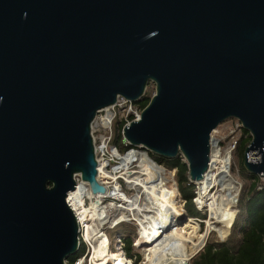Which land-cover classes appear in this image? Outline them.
<instances>
[{"label":"water","instance_id":"95a60500","mask_svg":"<svg viewBox=\"0 0 264 264\" xmlns=\"http://www.w3.org/2000/svg\"><path fill=\"white\" fill-rule=\"evenodd\" d=\"M149 84L129 146L182 157L194 184L235 119L251 137L243 167L264 179V0H0V264L78 253L66 197L78 178L105 195L91 124Z\"/></svg>","mask_w":264,"mask_h":264},{"label":"bare ground","instance_id":"6f19581e","mask_svg":"<svg viewBox=\"0 0 264 264\" xmlns=\"http://www.w3.org/2000/svg\"><path fill=\"white\" fill-rule=\"evenodd\" d=\"M214 144L210 154L208 171L200 181L194 183L198 188L196 201L200 205L207 204L210 212L207 226L213 227V224H221L222 227L216 230L219 236L224 238L234 214L230 211L220 215L221 195L216 196V193L210 195V192L215 187H220V194L222 190L230 192L234 190L235 184L229 178L230 159L227 155H222ZM122 163L126 182L137 186L140 194L144 195L145 198L141 201L142 209L138 207L137 196L128 199L126 194L121 196L115 195V193L110 194L114 199L121 201V205L110 204L120 216L118 220H112L111 224L128 221V218L123 216L124 212H128L133 217L136 226H139L138 236L142 232L150 239L147 234L150 229L159 231L157 232L158 236L151 242L152 245L148 246V250L145 251V260L148 264L188 263L193 253L194 242L198 240V249H200L205 236L199 235L196 227L187 229L185 235L175 232L169 233L170 229L177 228L174 222V212L180 207L181 201L177 197L175 188L168 189L163 185L166 172L160 165L150 160L145 153L139 151L128 153L123 158ZM133 163H137L138 171L136 172L128 171V167ZM100 197L101 195L92 197L87 185L80 182L74 191L69 193L68 201L82 223L84 240L92 245V264H121L120 255L118 253L111 254L108 250V243L105 241L106 236L100 234V228L108 217L107 210L100 208V202L97 200ZM83 198L92 200L89 208L84 205ZM180 217L181 213L179 212L177 222H179ZM140 238L142 243L147 246L141 236Z\"/></svg>","mask_w":264,"mask_h":264},{"label":"trees","instance_id":"16d2710c","mask_svg":"<svg viewBox=\"0 0 264 264\" xmlns=\"http://www.w3.org/2000/svg\"><path fill=\"white\" fill-rule=\"evenodd\" d=\"M149 101L150 97L144 95L136 104L141 109H144ZM231 120L236 122L235 119ZM120 128L121 126H118L114 140L118 145L121 142V135L118 131ZM250 142L249 133L241 128V136L236 142L234 157L237 160L238 172L243 184L236 204V216L229 234L224 240L219 241L215 237L214 232H210L204 246L190 260V264H264V180L248 173L243 167L245 149ZM131 148L129 145L126 147L121 146L122 151H127ZM147 155L156 164L163 166L169 171H175L174 180L178 191L177 197L179 194L183 200L184 212H186L188 218L203 219L204 216L195 208V203L193 204L195 186L189 180L188 168L183 158L165 159L150 152ZM181 206L182 203L174 217L176 223H178L177 216ZM183 216L181 211L182 219ZM126 226L129 227L130 225L122 222L117 224L114 230H106V232L108 238H115V235L121 237L125 243V255L128 258H132L130 245L132 237L136 235L137 226L133 224L129 227L130 229L125 228ZM83 253V245H80L78 253L69 257L67 264H73L74 260Z\"/></svg>","mask_w":264,"mask_h":264},{"label":"built area","instance_id":"2783aa9c","mask_svg":"<svg viewBox=\"0 0 264 264\" xmlns=\"http://www.w3.org/2000/svg\"><path fill=\"white\" fill-rule=\"evenodd\" d=\"M142 110L143 109H141L138 104L132 103L131 101H128L122 97H118L114 105H111L99 111L91 124V137H92V142L94 146L95 160L97 163L96 179H97V182L105 188V195H101V197L97 200L100 202V208L106 209L108 212V217L106 221L102 224V226L106 225L108 221L111 222L112 219L118 220V218L120 217L118 216V214L114 215L112 214V212H109V210L112 211L115 209L114 207H111L110 204H115L116 206L121 203L119 199H114V197H112L110 194L115 193V195H118V196L127 194V191H125V186L130 185L125 180V176H124L125 170L123 169V166H122L123 158L132 151H139V152L145 153L138 148H131L127 151L121 150V146L123 147L128 146V143L123 138L124 127L129 126V124L132 122L139 121ZM235 123H236L235 128L230 130V134H229L230 140L228 141V144L226 145L225 151L221 153L222 155H227L229 159H230V154L233 153L235 150L236 142L238 140L237 132L241 131L240 123L238 121H236ZM118 126L119 127L121 126L120 130H118L121 135L120 145L114 142L115 132H117L116 130L118 129ZM213 144L221 152V148L218 144V141L215 140L214 137L211 135V144H210L211 150L213 148ZM133 164L136 165V169L138 170L137 163H133ZM133 164H130V166ZM129 167H128V171H130ZM161 167L163 168L165 172H169L163 166ZM137 170L135 171L131 170L130 172H136ZM106 175H108V177H105ZM80 182L81 180L79 178L76 179V186ZM88 190L90 191L89 187H88ZM68 195L66 197V203L69 206V208L72 210V206L70 202L68 201ZM96 195H100V194H96ZM83 201H84V205L87 208H89L92 200L88 198H83ZM72 212L74 213L76 220L78 222V225H79L80 245H83L85 243V245L91 248V253H88V250H89L88 248V250L85 253H83L80 257L74 260L73 264H92L91 262L92 245L90 243L88 244L84 240L82 223L79 219L78 214L74 212L73 210ZM128 217H125L126 219L128 218L127 219L128 221L126 222L134 221L131 215H128ZM121 222L125 223V221H119L117 224H120ZM117 224L112 223L110 225L111 226L110 228L116 226ZM138 228L139 226H137V229ZM100 234H103L106 236L102 228H100ZM117 239H118L117 246H119L121 242H120L119 237Z\"/></svg>","mask_w":264,"mask_h":264},{"label":"rangeland","instance_id":"374dc122","mask_svg":"<svg viewBox=\"0 0 264 264\" xmlns=\"http://www.w3.org/2000/svg\"><path fill=\"white\" fill-rule=\"evenodd\" d=\"M153 94H154V85L153 84H149L147 86V89H146L144 95L145 96H149L151 98L153 96ZM235 124L236 123L234 121L227 120L226 122L220 124L215 129V131L212 133V136L214 137V139L218 141V144H219V146L221 148V153H223V151H225L226 145L228 144V141L230 140V135H229L230 134V130L235 128ZM240 136H241V131L237 132L238 139L240 138ZM129 168H130V171L131 170H133V171L137 170L135 164L131 165ZM167 171H169V170H167ZM174 175H175V171L166 172V176H165V180L163 182V185L166 188H168V189L175 188L176 191H177L176 183H175V180H174ZM229 176H230L229 178L231 179V181L235 184L234 185V190H232L230 192L226 191V190H222L221 194H220V192H219L220 187H215L210 192V195L214 194V193H216V196L217 195H221L222 199H221V204H220V210H221V214L220 215L226 214V213H228L230 211L234 214V216L232 217V222H231L230 226L228 227L227 234L225 235L224 238H221L219 236L217 230H216V229H219L220 227H222L221 224H213V227H208L207 226V222H208V218H209L210 212L208 211L209 209H208L207 204L200 205L196 201L197 198H198V188H197V185L195 183H194V186H195V188H194L195 198L193 200V204L195 203L194 204L195 208L199 211V213L202 216H204L203 219H197V218H188V219H186L185 216H184L183 219L180 217V220L178 222L179 224L176 223L175 220H174V222L177 225V228L176 229H170L169 233L175 232V233H179L180 235L181 234L185 235L187 229L196 227L198 229V231H199V232L197 231L198 234L205 236L203 245L200 247V249H198V246H199L198 240H196L194 242L193 248H192L193 253L191 254V257H190L191 259L202 249V247L204 246L205 241L208 238V235H209L210 232H214L215 237L219 241L224 240L229 234L231 225H232V223L234 221V218L236 216V206L232 203V198H233L234 195H237V197H238L240 189H241L242 184H243L241 179H240V176H239L238 164H237L236 158L234 157V152L230 154ZM262 180H264V179H262ZM125 191H127L126 195H128V199H132V197L137 196V198L139 200L138 207L142 208L141 207V205H142L141 201L145 197H144V195L140 194L139 188L137 186H134V185L130 184L129 186L128 185L125 186ZM177 193H178V191H177ZM139 197H140V199H139ZM178 198H179V200L182 203V209L180 210V213H181V211L183 213L185 211L184 202L181 199V197L179 196V194H178ZM119 205H121V203ZM178 210H179V208H177V210L174 212L175 215L178 212ZM109 212H112V214H114V215L118 214V211H116V210H112V211L109 210ZM184 213L186 214V212H184ZM184 213H183V215H184ZM123 215L125 217L126 216L128 217L129 214H128V212H125ZM114 218H115V216H114ZM125 223L129 224L130 226L135 224L134 221L125 222ZM110 225H111V222L108 221L106 223V225L101 227L104 230L106 236H108L106 230H114V228H115V226L110 228L111 227ZM129 227L126 226L125 228H129ZM157 232H159V231L155 230V229L154 230L150 229L147 232V234L150 237V239H148V237L145 236L146 234L144 235V233L140 232V236L145 241V243H147V246H146V245H144L142 243L140 236H138L139 235L138 234L139 233V228L136 230V235H134L132 237V239H131L132 242H131V245H130V253L132 254V258H128L125 255V253H126V251L124 250L125 243L122 240V238L119 237L118 235H115V238L112 237V238H107L106 240L104 238L103 239L108 243V250L111 252V254L112 253H118L120 255L121 264L122 263L123 264H148L147 261L145 260V253H146L145 251L148 250V246H151L152 245L151 242L158 236ZM118 237H119L120 242H121L119 246H117V241H118L117 238ZM148 241H150V242H148ZM83 248H84V253H85L88 250L89 247L87 245H85V243H84L83 244ZM88 253H91V248H89ZM124 255H125V257H124ZM190 260H189L188 264H190Z\"/></svg>","mask_w":264,"mask_h":264},{"label":"flooded vegetation","instance_id":"af4514ba","mask_svg":"<svg viewBox=\"0 0 264 264\" xmlns=\"http://www.w3.org/2000/svg\"><path fill=\"white\" fill-rule=\"evenodd\" d=\"M124 257H125V255H124Z\"/></svg>","mask_w":264,"mask_h":264}]
</instances>
